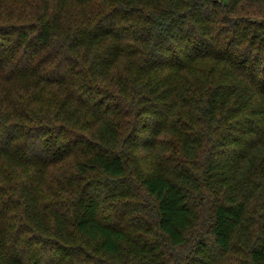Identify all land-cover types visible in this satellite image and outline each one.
I'll return each instance as SVG.
<instances>
[{
    "label": "trees",
    "instance_id": "16d2710c",
    "mask_svg": "<svg viewBox=\"0 0 264 264\" xmlns=\"http://www.w3.org/2000/svg\"><path fill=\"white\" fill-rule=\"evenodd\" d=\"M0 264H264V0H0Z\"/></svg>",
    "mask_w": 264,
    "mask_h": 264
}]
</instances>
